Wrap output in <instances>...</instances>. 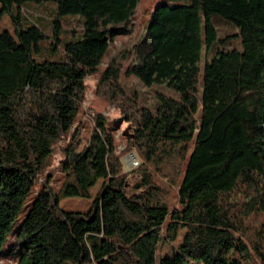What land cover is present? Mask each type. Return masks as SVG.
Segmentation results:
<instances>
[{
    "label": "trees",
    "instance_id": "16d2710c",
    "mask_svg": "<svg viewBox=\"0 0 264 264\" xmlns=\"http://www.w3.org/2000/svg\"><path fill=\"white\" fill-rule=\"evenodd\" d=\"M0 1L16 5L18 21L25 3H56L59 17L83 23L80 40L54 38L49 48L36 24L0 33V262L157 264L162 242L185 228L160 264H264V0L163 3L144 37L102 71L115 38L132 34L141 0ZM215 18L237 32L220 36ZM92 77L94 95L129 125L125 136L109 129L111 112L86 117ZM130 78L166 84L179 98L161 94L152 110L127 92ZM63 139L59 192L42 182L15 232ZM122 145L141 160L131 172ZM98 184L89 214L61 208L63 198H91Z\"/></svg>",
    "mask_w": 264,
    "mask_h": 264
},
{
    "label": "rangeland",
    "instance_id": "374dc122",
    "mask_svg": "<svg viewBox=\"0 0 264 264\" xmlns=\"http://www.w3.org/2000/svg\"><path fill=\"white\" fill-rule=\"evenodd\" d=\"M178 1L180 0H141L140 10L134 22L132 28V34L129 37L120 36L115 38L114 42L112 43L111 50L108 56L105 58L103 65L101 66V71L105 69L106 64L109 63L111 60L115 58L120 60L123 53L130 50L135 43H137L140 39L144 37L148 18L150 14L156 9L157 6L163 3L171 4ZM3 8L4 5L0 1V33L4 31H10L15 35L17 30L22 28L27 29L30 25L36 24L40 26L49 36V39H47L45 42L42 43V46L45 48H49V45L54 38L60 39V45H63L64 43L70 41V39H74V41H78L82 38L83 23L81 17L78 15H68V16L59 17L56 3H42V4L25 3L23 9L21 10L22 17L20 21L14 18V16L18 18V9L16 5H14L10 9H3ZM55 20L60 21L61 23L60 27L54 24ZM214 22L217 24L219 29V34L222 37L226 35H232L237 32L235 28L227 25L220 18H215ZM233 47H239V44L234 43ZM46 54L48 55L47 52ZM206 59L207 58L204 55L202 60V65ZM128 65H129V61L125 63L124 68L128 67ZM96 80H97L96 77H92L87 80L88 96L86 102L82 106L83 110L87 114L86 117L89 118L90 114L95 112L103 113V114H109L111 112V115L108 117L109 129L112 131H118V129L122 127V132H125L122 133V136H125L126 134H128L129 125L121 123L120 121L121 117L119 113L113 112V108L109 106L107 102L103 101L102 99L94 95ZM124 84L128 93L130 94L136 93L140 97L141 102L152 110H154L158 105V97L161 94L179 98V94L175 90L169 88L166 84L147 87L135 78H130L125 80ZM80 117H81L80 120H82V113ZM90 134H91V123L90 120L86 118L83 127V139H82L83 143H88L90 139ZM119 135L120 133L118 134V136ZM79 141L80 139L77 140V142ZM65 146H66V142L63 139L59 142L57 151L51 156L48 167L49 173L42 175L40 179L41 182L39 181L37 183V185L35 186L34 193L29 197V199L25 204L26 205L25 210L21 213L18 222L14 223L15 232L16 229H18L19 225L24 220L27 214V209L31 206L33 202V198L35 197L36 193H38V191L42 188V185H44L42 182L46 181L47 179H51L50 186L52 190L55 193L59 192V189L65 180V174L59 170V166H60L59 161L63 160L65 156L64 152L62 151V149ZM123 149H124V145L119 147V150L122 151L121 155H122V162L124 164V170L125 172H131L134 169L126 171V167H127L126 161L128 159L127 157H129L132 154L136 155V153L135 152L128 153L126 151H123ZM139 161L141 165V160L139 159ZM99 191H100V184L96 185L92 189L91 198L89 199H81L76 197L63 198L60 200V206L66 212L89 214L92 208L93 201L96 198ZM172 206L173 207L179 206V198L177 194L173 196ZM169 222H170L169 218H167L164 227L167 226ZM186 231L187 230L185 228H182L180 230L178 239L174 243L168 244L162 242L156 255L157 264H160L162 259L171 258L175 255L176 251L178 250L184 239ZM9 238L10 240L5 246V251L9 249L10 244L15 239V236L12 235ZM0 264H15V262L13 258L3 257L2 262H0ZM185 264H203V263H198L196 261L189 259Z\"/></svg>",
    "mask_w": 264,
    "mask_h": 264
},
{
    "label": "built area",
    "instance_id": "2783aa9c",
    "mask_svg": "<svg viewBox=\"0 0 264 264\" xmlns=\"http://www.w3.org/2000/svg\"><path fill=\"white\" fill-rule=\"evenodd\" d=\"M127 167H126V171L127 170H132L135 168H138L140 165V161L139 158L136 155H130L129 157H127Z\"/></svg>",
    "mask_w": 264,
    "mask_h": 264
},
{
    "label": "water",
    "instance_id": "95a60500",
    "mask_svg": "<svg viewBox=\"0 0 264 264\" xmlns=\"http://www.w3.org/2000/svg\"><path fill=\"white\" fill-rule=\"evenodd\" d=\"M132 155H134V154H132Z\"/></svg>",
    "mask_w": 264,
    "mask_h": 264
}]
</instances>
